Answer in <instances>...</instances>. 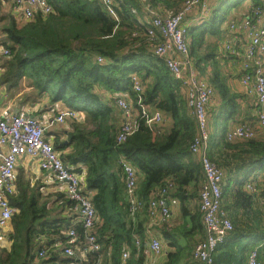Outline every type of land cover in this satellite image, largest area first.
Instances as JSON below:
<instances>
[{"label":"trees","instance_id":"obj_1","mask_svg":"<svg viewBox=\"0 0 264 264\" xmlns=\"http://www.w3.org/2000/svg\"><path fill=\"white\" fill-rule=\"evenodd\" d=\"M145 1L123 0L117 8L116 19L100 0H48L53 12L47 16L37 14L27 23H20L11 12L0 39V47L10 50L9 55L0 56V86L13 94L28 88L22 95L23 102L48 98L49 104L62 102L84 115L82 120L71 123L67 139L57 138L53 146L64 164L82 177L83 191L91 197L97 210L95 231L104 256L103 264H122L123 248L130 250L126 264H145L148 216L144 212L140 215L143 219L139 216L136 221L128 217L122 157L141 172L139 197L144 201L163 184L172 182L175 186L172 194L179 198L186 211L188 203L198 198L203 178L200 163L190 151L196 124L185 88L171 74L165 60L152 52L156 42L150 41L146 34L140 35L146 32L141 28L146 23L138 16ZM183 1L149 0V5L161 9L163 14H174ZM246 1L217 0L209 18L189 26L187 31L194 67L217 90L222 108L234 109L233 115L237 113V96L230 93L226 83L221 61L228 56L220 53L217 40L226 31L221 30V23ZM249 1L252 6L264 4L263 0ZM98 56L105 61L100 62ZM134 73L146 85L143 92H137L132 85ZM118 93L128 94L136 108L146 104L170 114L173 118L170 131L155 134L139 113L137 130L125 142L118 143L119 129L113 110L116 106L112 105L113 96ZM216 145L221 147L220 155L210 149L209 156L219 167L221 156L228 164L223 158V149H238L240 166L246 168L247 174L237 179L236 196L248 198L247 193L251 192L245 193L242 185L251 179L247 177L250 172L264 171V139L234 144L226 139V129H223ZM16 177V190L9 201L18 211L10 221L13 225L11 248H4L0 243V264H67L70 258L64 255L62 247L71 227V212L66 217L53 218L52 208L37 192L38 186L26 183L19 173ZM232 179L229 176L227 182ZM226 187L229 189V184L223 186L224 199ZM63 198L64 206L70 205L69 210L74 208L73 201L65 194ZM197 217L198 214L192 216V227L183 231L185 238L201 228L200 220L193 221ZM75 228L83 241L84 228L80 224ZM136 238L141 239L140 246H136ZM256 240L240 236L235 242H227V238V243L217 248L222 251L221 256L227 257L232 250L235 261L237 254L233 246L240 251L245 244L246 247L262 244ZM170 245L174 250H169L165 261L159 264H199L190 256L188 245L176 242ZM42 249L46 250L43 257L39 256ZM89 259L93 260V253Z\"/></svg>","mask_w":264,"mask_h":264},{"label":"built area","instance_id":"obj_2","mask_svg":"<svg viewBox=\"0 0 264 264\" xmlns=\"http://www.w3.org/2000/svg\"><path fill=\"white\" fill-rule=\"evenodd\" d=\"M10 1L12 13L17 20L26 23L32 21L39 13L46 16L53 11L46 0ZM100 1L107 11L118 19L117 8L123 0ZM216 1L184 0L174 14H163L161 11L152 10L150 25L141 26L149 40L156 42L152 52L163 58L171 74L182 82L188 106L195 118L196 135L190 145V151L199 161L203 174L199 185L198 204L206 237L195 245L192 256L203 264H215L217 247L225 242L227 235L233 229V222L222 206L225 174L209 156L212 130L209 106L217 91L194 67L187 38L192 20L198 19L197 24L207 20ZM225 29L229 31V38L221 46L220 52L223 54L234 56L238 53L237 40L241 30L245 31L249 38L243 50L242 82L246 85L247 93L255 98V118L259 126L264 129V4L252 6L241 17L232 18L226 23ZM1 52L4 55L10 54L7 48H2ZM97 59L100 62L105 61L101 56ZM131 81L137 92H143L146 88L141 77L136 73L131 75ZM113 100L123 117L118 131V143L125 142L137 130L139 113L146 119L153 132L159 133V127L164 121L162 110L146 104L136 108L128 94L124 93L114 95ZM81 117L82 113L79 110L66 106L55 116L53 122L64 123L67 119L79 120ZM257 137L258 132L249 125H237L226 129L228 141H243ZM3 145L8 146V151L1 155L0 160V227L7 226L18 211V208L9 201V196L16 190L18 163L22 157L33 158L43 170L52 174L55 181L65 184L66 196L74 202V209L79 215L71 222L67 240L62 247L64 255L70 258L67 264H103L104 256L101 254V244L95 231L98 222L97 210L91 197L83 191L82 177L64 164L53 143L45 137V127L39 119L24 111L12 114L0 113V146ZM121 164L125 173L129 219L136 221L146 212L149 230L169 221L173 209L180 204L179 198L172 194L175 189L174 184L172 182L163 184L152 193L148 201H144L139 197L141 172L124 157L121 158ZM245 188L254 191L251 180L246 182ZM79 224L84 228L83 241L79 239L75 228ZM148 234L145 233L144 239L145 264H159V257L164 252L163 244L158 237L148 239ZM140 243L141 239L136 238V246H140ZM91 253L93 260L89 259ZM45 255L46 250L42 249L39 256ZM129 256L130 250L123 248L122 264H126ZM248 264H261L257 248L249 252Z\"/></svg>","mask_w":264,"mask_h":264},{"label":"crops","instance_id":"obj_3","mask_svg":"<svg viewBox=\"0 0 264 264\" xmlns=\"http://www.w3.org/2000/svg\"><path fill=\"white\" fill-rule=\"evenodd\" d=\"M247 1L250 2L249 0ZM247 1L245 3H247ZM250 5L252 7L251 2L249 4V7ZM249 7H247V9L245 7L246 12L251 8ZM152 10L161 11V9H155L151 5L146 4L145 1L144 6H142V9H140V11L138 12L140 20L146 23V26L150 25L151 23L150 11ZM11 12V1L0 0V39L3 38L4 33L2 31V28L6 25L7 17L11 14ZM18 21L21 22L19 19ZM197 22H199L198 19H193L192 25L197 24ZM224 22L221 23L220 27L223 31H225V29H223L222 27L226 26V22ZM140 35L146 36L143 32H140ZM238 37V53L234 56L227 54L228 57L221 61V67L226 75V83L228 85L230 93L233 96H237L235 100V105H237V113L233 115L232 112L234 109L231 107L227 110L222 108L221 97L217 92L209 106V110H211L210 114L212 117L211 128L213 130L215 128H218L220 134L223 129L232 128L237 125H249L258 132V139H264V129L259 126L255 118V98L253 95L247 93L246 85L242 82V77L244 74V69L242 68L243 50L249 38L246 32L243 30H241V33L238 34ZM228 38L229 31H225L223 32L222 36L217 40V44L219 45V51L223 42H225ZM1 49L2 47H0V56L2 54ZM25 91H29V89H19L17 90V93L13 94L9 93L5 87L0 86V113L12 114L20 111L27 112L28 114L33 115L39 119V121L45 127V137L53 144L57 138H60L61 140H66L67 132L71 130V123L74 120L67 119L64 123L57 124L53 122L55 116L66 107L65 104H63L62 102L49 104L48 98H43L41 101L38 102H23L21 98ZM109 97H111V95ZM112 105H115L114 100L112 101ZM113 110L115 123L118 130L122 123L123 117L121 111L117 106L116 108H113ZM83 118L84 115L82 113V117L79 119V121ZM172 126V116L164 112V121L159 127V132L168 133ZM216 141L214 144L211 145V149L214 150V153L217 156H219V151L221 147L218 148V145H216ZM233 143L238 144L240 143V140L233 141ZM7 151L8 146H0V160L1 155ZM222 155L223 158L228 161V164L224 162L222 156L219 159L220 166L222 167L225 174L223 186L225 188L226 183L230 186L229 189L228 187H226V197L224 199L225 201L223 200L222 206L223 209L228 212L233 222V229L227 235V242H235L238 237L247 236L256 238V241H259V243L262 242V244L256 245L255 247H246L245 244L243 245V250L240 251L234 245L233 248L237 254L235 261L232 258V250H230L229 256L227 257L225 255L221 256L222 251L218 250L217 248L216 264H248V254L252 249L256 248L258 249L261 264H264V171L262 169H257L248 174L247 177L251 178V182L254 185V191H249L247 188H245V185H242L245 193H247V191L251 193H247L250 195L248 198H238L236 196L237 191L239 190V184L237 182V179L242 178L245 174H247V171L245 170L246 168L240 166L241 162L240 159H238L239 153L237 148L228 150L223 149ZM17 172L23 177L26 183H30L32 186H38L39 191L37 192L39 193L41 200L43 202L46 201L48 205L52 208L50 214L53 218L66 217L69 211L72 214L71 222H73L79 217L78 212L74 208L69 210L68 208L71 207L70 205H63V195H66L65 184L62 182L55 181L52 177V174L48 171L43 170L38 165V162L36 160L27 156L22 157L18 163ZM229 176L233 177L230 183L227 182ZM195 202L197 206H195ZM196 214L199 215V219L197 217L193 219V221L195 223H199L200 220L201 223L198 198H194L188 203V205L186 206V211L183 210L180 202L179 206L173 209V213L169 221L162 225L154 226V228L150 230L147 228L148 218L145 219V233H149L147 235L148 239L151 237H158L160 240H166V244L168 245L167 249L163 246L164 252L163 255L159 257L160 262L165 261L167 252H169V250H174V248L170 245L171 242L188 245L190 247L189 253L191 256L195 245L199 241L205 239L206 234L202 223L200 225L201 228L199 230H196L193 236L185 238L184 235H182L185 229H190L192 227V216H196ZM140 218L143 219V215L140 216ZM12 232L13 225L11 222L5 227H0V243L2 247L7 249L11 248L12 242L10 240V234ZM229 237H233L234 239H229ZM182 239L184 240V242H181ZM227 242L224 243L226 244ZM198 262L199 264H203L200 261Z\"/></svg>","mask_w":264,"mask_h":264},{"label":"rangeland","instance_id":"obj_4","mask_svg":"<svg viewBox=\"0 0 264 264\" xmlns=\"http://www.w3.org/2000/svg\"><path fill=\"white\" fill-rule=\"evenodd\" d=\"M47 2H48V0H46ZM49 3V2H48ZM50 4V3H49ZM249 4H250V2H248L247 1V3H244L243 4V6L242 7H239V8H234V11H233V13L228 17V19L225 21L226 23L229 21V19H231V18H233V17H240V16H242L245 12H246V9H247V7H249ZM51 5V4H50ZM52 6V5H51ZM245 7H246V9H245ZM250 7H251V5H250ZM249 7V8H250ZM52 8H53V6H52ZM53 12V11H52ZM40 14V13H39ZM47 16V15H46ZM21 22L22 23H26V22H24V21H22L21 20ZM20 22V23H21ZM224 22V23H225ZM223 29H225V26L224 27H222ZM226 30V29H225ZM227 31V30H226ZM210 111V113H211V110H209ZM211 134H212V136H211V143H210V149H211V145L212 144H214L215 143V141H216V139H217V137H218V134H219V129L218 128H215L214 130L212 129L211 130ZM249 180H251V179H249ZM195 206H197V204H196V202H195ZM180 233V232H179ZM162 241V243H163V246L167 249L168 248V245L166 244V240H164V239H162L161 240ZM181 242H184V240L182 239V241ZM163 247V248H164Z\"/></svg>","mask_w":264,"mask_h":264},{"label":"water","instance_id":"obj_5","mask_svg":"<svg viewBox=\"0 0 264 264\" xmlns=\"http://www.w3.org/2000/svg\"><path fill=\"white\" fill-rule=\"evenodd\" d=\"M146 4H149V0H146Z\"/></svg>","mask_w":264,"mask_h":264},{"label":"bare ground","instance_id":"obj_6","mask_svg":"<svg viewBox=\"0 0 264 264\" xmlns=\"http://www.w3.org/2000/svg\"><path fill=\"white\" fill-rule=\"evenodd\" d=\"M227 239V238H226ZM226 241V240H225Z\"/></svg>","mask_w":264,"mask_h":264}]
</instances>
